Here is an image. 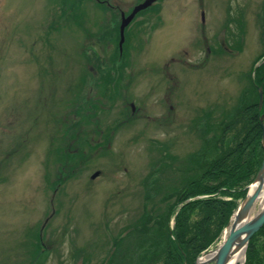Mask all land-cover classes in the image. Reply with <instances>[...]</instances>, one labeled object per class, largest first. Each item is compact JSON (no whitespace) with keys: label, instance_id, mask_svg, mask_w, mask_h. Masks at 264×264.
<instances>
[{"label":"rangeland","instance_id":"1","mask_svg":"<svg viewBox=\"0 0 264 264\" xmlns=\"http://www.w3.org/2000/svg\"><path fill=\"white\" fill-rule=\"evenodd\" d=\"M72 1L0 0V264H31L38 245L46 250L38 264L139 261L152 231L166 230L164 219L137 221L164 216L175 198L165 188L199 171L190 156L211 153L215 123L239 105L264 50V0H157L128 21L127 72L109 100L95 58L112 52L118 12L103 4L125 10L141 0ZM82 76L79 95L89 99L74 111ZM159 155L160 186L145 199ZM201 211L189 212L186 240L215 219ZM210 228L206 250L224 233ZM253 244L264 259L262 233Z\"/></svg>","mask_w":264,"mask_h":264},{"label":"trees","instance_id":"2","mask_svg":"<svg viewBox=\"0 0 264 264\" xmlns=\"http://www.w3.org/2000/svg\"><path fill=\"white\" fill-rule=\"evenodd\" d=\"M65 1H67L69 6L73 4L72 0ZM94 2L97 5L100 3L96 0ZM155 3L153 2L152 5ZM144 9L146 8L137 11V14L142 13ZM62 11L65 10L63 9ZM114 23L111 27L110 37L107 41L105 40L106 44L113 42L112 52L108 56H105L110 64H108L109 67L103 65L105 57L101 59L98 56V60L95 58L97 62L95 71L98 70L100 72L98 75V83L99 86L103 87L100 94L106 96L109 100L112 99V84L122 78L119 72L125 64L121 65V61L127 57V52L125 53V41L127 38V33L125 34L126 27L124 28V40L119 51L117 48L118 20ZM87 33L89 32L87 31ZM94 38L98 39V41L103 40L99 36H95ZM256 62H258V65L252 69V78H248L250 83L243 91L245 92L243 93L244 98L243 95L239 98L238 108H233L231 112L227 113L228 117L225 116L222 120L215 123V128L218 127L219 135L210 136L205 143L208 145L211 143L213 145L208 150L211 153L209 155L203 153L201 159H196V156L193 157L195 154L190 156L194 161L197 160L195 163L200 165L199 171L193 177L184 180V184L180 189H178V185L171 184L165 188V192L168 193L167 195L174 194L175 198L173 204L167 205L168 212L164 216L163 213L153 215V212H145L142 214V219L137 221L136 226L139 227L141 220L143 222L144 220L146 222L153 220L154 222H161V219H164L161 222V227L162 229L165 228L166 232L159 229L158 231H152L157 241L149 240L151 244L148 242L146 252L134 264H193V261L198 255L206 251L208 246L211 247L210 245L215 235L214 232L211 233L210 227L215 225L217 227L216 232L219 233L228 223V218L234 212L238 203L244 198L247 186L254 179L261 164L263 154L260 143L262 130L259 123V116L261 114L263 115L262 126L264 129V50L254 59V63ZM93 70L94 67L91 69L92 74H94ZM100 78H103L101 79L102 81ZM84 79L77 83L74 89L77 92L75 101L80 96V100L74 106V111L77 108L79 110L82 109L81 103L83 105L89 99L86 96L82 99L81 95H79L81 87L84 85ZM257 84H261L262 91V103L259 109L257 107V93L255 92ZM253 88L254 94L251 93ZM205 130L204 133L206 134L207 128ZM101 141L95 144H102L104 142V140ZM152 147L159 153L164 150L162 146L152 145ZM163 154L165 153L162 152ZM159 161L160 163L158 159L154 160L151 164L152 172H150V175L146 179V188L148 191L145 199L154 197V194L157 193L158 187L160 186V181L157 184L158 178L152 176L153 173H159V170L161 171L165 164V160L160 155ZM194 208L202 210L201 213L204 215L203 220H209L211 214L215 215V219L207 221L204 227L198 230L197 235L186 240L185 235L188 237V234L191 233V230L186 226V219L189 217V212ZM168 217L169 221H167ZM171 220L173 221L172 225L169 224ZM260 233L264 236V221L247 241L244 251V264H264V259L258 255V248H255L256 245L253 244L254 237ZM161 234L163 235L162 237ZM122 236H117L115 242L112 240L113 244L119 241ZM194 244L197 246L195 247ZM38 247L34 249L35 252H31V254L34 253L31 264H38V261L41 260L43 253L46 251L44 247H40V245ZM109 258H111V255H109Z\"/></svg>","mask_w":264,"mask_h":264},{"label":"water","instance_id":"3","mask_svg":"<svg viewBox=\"0 0 264 264\" xmlns=\"http://www.w3.org/2000/svg\"><path fill=\"white\" fill-rule=\"evenodd\" d=\"M152 1L153 0H142L141 2L133 5L132 9L127 15H123V13H121V18L119 22V39H118L119 48L123 40V28L126 25V23L131 19V17L137 10L145 7L146 5L150 4ZM257 88H258L257 107L259 109L262 103L261 84H259ZM262 118L263 116L260 115L259 123L262 130L260 143H261V148L263 150V154H262L261 164L255 174V177L252 180V182L247 186V191L244 198L238 203L236 209L229 218L228 223L223 228L224 233L221 241L218 244H216L212 249L206 250L202 252L200 255H198L193 261V264H196L197 259L201 255L214 250H216L215 257L212 260L206 262L205 264L209 262H213V264H224L230 249H232L235 245L242 247L244 253L249 237L259 229V227L262 225L264 221V207H263V209L256 216L254 215L250 219L242 222L247 217L248 212L254 200L256 199L261 187L260 178L264 171V130L262 126ZM96 174L97 172H94L91 175V178H93ZM251 187H254L252 191H251Z\"/></svg>","mask_w":264,"mask_h":264},{"label":"bare ground","instance_id":"4","mask_svg":"<svg viewBox=\"0 0 264 264\" xmlns=\"http://www.w3.org/2000/svg\"><path fill=\"white\" fill-rule=\"evenodd\" d=\"M260 183H261V187H260V191L256 197V199L254 200L247 217L242 221H246L248 219H250L251 217H253L254 215L256 216L264 207V195H263V189H264V171L261 175L260 178ZM254 186V185H253ZM254 187H251V191ZM259 203L260 205V209L253 215H251V212L253 210V207L256 203ZM216 254V250L214 251H209L203 255H201L198 259L196 264H205L206 262L212 260L215 257ZM243 259V248L240 246H234L232 249H230L227 258L224 262V264H240L242 262Z\"/></svg>","mask_w":264,"mask_h":264},{"label":"flooded vegetation","instance_id":"5","mask_svg":"<svg viewBox=\"0 0 264 264\" xmlns=\"http://www.w3.org/2000/svg\"><path fill=\"white\" fill-rule=\"evenodd\" d=\"M98 2H100V3H103V2H107V0H97ZM104 5V7H109L110 9H112V10H114V6L112 5V4H109L108 2L106 3V4H103ZM100 7H102V5L100 4ZM111 46V45H110ZM112 47V46H111ZM204 51H206L207 53H205V55H208V50H207V48H206V50H205V48H204ZM100 58H104V56H102V55H100L99 56ZM105 58H107V57H105ZM124 70V69H123ZM124 72H127V71H123V73H122V70L119 72L120 73V75H121V77H122V79L125 77L124 76ZM121 79V80H122ZM119 82H120V80H119ZM86 95H87V93H86ZM131 108H133V106L131 105ZM97 142H102L100 139L97 141Z\"/></svg>","mask_w":264,"mask_h":264}]
</instances>
